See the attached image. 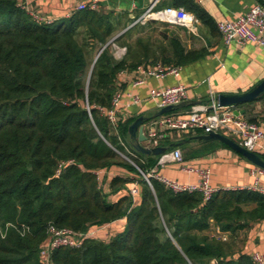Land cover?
I'll return each instance as SVG.
<instances>
[{
  "label": "trees",
  "instance_id": "trees-1",
  "mask_svg": "<svg viewBox=\"0 0 264 264\" xmlns=\"http://www.w3.org/2000/svg\"><path fill=\"white\" fill-rule=\"evenodd\" d=\"M175 6L216 27L194 0ZM128 20L83 9L37 22L21 0H0V264H45L40 250L50 226L88 231L123 218L127 224L114 235L57 248L53 263L255 264L237 238L264 218L263 194L219 190L204 200L200 192L173 193L155 179L151 186L141 169L150 171L159 156L135 149L129 127L136 117L120 119L115 133L100 112L99 106H112L121 72L157 62L184 66L207 52L187 49L172 30L162 32L166 42L147 35L132 41L136 24L127 28ZM113 43L127 48L122 58ZM261 99L264 94L248 102ZM114 168L126 175H114L106 192L98 171Z\"/></svg>",
  "mask_w": 264,
  "mask_h": 264
},
{
  "label": "crops",
  "instance_id": "crops-1",
  "mask_svg": "<svg viewBox=\"0 0 264 264\" xmlns=\"http://www.w3.org/2000/svg\"><path fill=\"white\" fill-rule=\"evenodd\" d=\"M84 1L91 2L93 0H21V3L26 9L34 10L49 18L51 22H56L69 18L76 11H79L77 5ZM95 1L98 2L97 9L105 12L111 11L117 17L119 15L128 16L127 28H129L134 26L132 25L134 20L140 17L152 4L155 3L156 8H161L176 5L180 0ZM194 1L211 14L216 24L214 29L200 21L198 31L193 32L184 26L171 25L160 20L136 24L132 28V41H135L139 35L152 36L155 40L164 39L162 32L172 30L182 39L187 49L205 48L207 52L202 58L182 66L178 76L146 77L145 82L135 84V80L142 77L140 71L142 67L153 66L161 62L149 63L148 66L140 65L133 71L121 72L117 79L120 87L117 92L121 94L118 110L122 120L144 116L146 118L144 125L146 126L153 118L159 116V111L162 108L149 96L150 90L153 88L178 83L186 85L188 97L171 111L187 116L194 105H210L213 101L219 102L218 97L221 94L245 93L264 79V48L254 42L226 45L217 26L218 21L222 19H237L260 0ZM133 96H139L141 100L135 103ZM233 107L238 110H245V113L241 114L244 118L253 117L255 118L253 121L264 128V99L254 103L243 102ZM204 134L201 129L169 132L160 146H167L168 152L174 148H179L183 159L182 161H167L163 165H159L157 167L158 173L180 182L198 183L201 178L199 171L209 169V183L219 190L247 189L256 191L250 189L256 184L264 189V172H261L264 170L263 167L254 164L240 152L220 140L203 139L202 135ZM223 134L235 140L230 134ZM169 143H175V146L171 148ZM261 143H264V139L261 140ZM146 144L145 141L144 145L147 146ZM254 152L264 158V149L258 148ZM116 174L126 175L123 170L118 168L98 171L104 191L109 192L110 180ZM134 186L138 188L137 193L133 195L136 197L139 194V185L135 182ZM256 192L260 193L259 191ZM126 224L127 221L123 218L113 223L90 228L89 231L95 232L93 236L101 237L104 234L105 237H108L121 231ZM215 232L213 230V233ZM220 236L226 239L229 235ZM237 239L240 241V249L249 254L250 257L254 252L264 254V218L251 221L249 226L239 233Z\"/></svg>",
  "mask_w": 264,
  "mask_h": 264
},
{
  "label": "built area",
  "instance_id": "built-area-1",
  "mask_svg": "<svg viewBox=\"0 0 264 264\" xmlns=\"http://www.w3.org/2000/svg\"><path fill=\"white\" fill-rule=\"evenodd\" d=\"M22 4V3H21ZM25 8V6L22 4ZM98 8V2H80L77 9ZM26 9V8H25ZM32 18L37 22L50 23L51 20L34 10L26 9ZM151 20H160L171 25H180L190 29L193 32L198 31L199 18L195 13L188 11L184 7L168 5L156 8L152 4L143 14L134 20L132 25L146 24ZM222 40L226 45L232 43L245 44L254 42L264 48V1H257L247 12L240 15L237 19H222L217 23ZM113 46L120 47L116 43ZM120 57L126 53L125 47H120ZM182 66L173 64L157 63L153 66L142 67L141 78L135 80V84L145 82L146 77L163 78L168 75L178 76ZM150 98L156 101L160 108L169 105H177L188 97L187 86L181 83L168 85L166 87L153 88L150 90ZM121 94L116 92L112 99V106L105 108L99 106L100 112L107 117L113 130L117 133V125L120 118L118 105ZM134 102H139V96H133ZM90 110V107L88 108ZM201 129L205 134L211 132H220L230 134L242 146L251 151L258 148L264 149V128L257 122L244 118L241 114L235 113V108L231 105H221L213 101L210 105H194L188 112V115L177 114L169 111L153 118L146 126L144 132L147 137L146 145L148 147L160 146L162 140L172 131H193ZM183 156L179 148H174L171 152L166 151L158 158L157 164L150 171L141 172L145 180L152 186V180L161 182L166 189L173 193H202L204 200H209L219 189L214 188L209 183L210 170H200L201 178L198 183L180 182L170 179L158 173V166L167 161H182ZM73 160L63 161L59 164L57 173H60ZM264 172V170H261ZM250 189L259 191L264 195V189L257 184ZM136 186L130 189L132 195L137 193ZM94 231H74L70 228H58L50 226L49 239L41 248L40 254L45 264H54L52 260L53 251L62 246L80 247L85 239L92 237ZM255 264H264V254L259 252L252 253L251 256Z\"/></svg>",
  "mask_w": 264,
  "mask_h": 264
},
{
  "label": "water",
  "instance_id": "water-1",
  "mask_svg": "<svg viewBox=\"0 0 264 264\" xmlns=\"http://www.w3.org/2000/svg\"><path fill=\"white\" fill-rule=\"evenodd\" d=\"M104 47L97 53L94 63L99 57ZM262 94H264V79H262L257 85H255L252 89H250L249 91L245 93L221 94L219 95L218 99L221 105L235 106L237 104L253 100L261 96ZM176 107L177 105L165 106L159 111V115L165 112H169ZM235 113L244 114L245 110L235 109ZM145 120L146 118L144 116H139L138 118L135 119V121L129 127L130 136L136 139L134 147L136 150H138L141 153H144L147 155L159 156L165 153L168 150V147L167 146L147 147L144 145V142L147 140V137L144 132ZM202 138L205 140H220L226 143L227 145H229L230 147H232L233 149H235L236 151L240 152L242 155H244L247 159L252 161L254 164L264 168V158L260 154L247 149L246 147L242 146L239 142L235 141L234 139H232L231 137L223 133L211 132V133L202 135ZM213 263H216V260H213Z\"/></svg>",
  "mask_w": 264,
  "mask_h": 264
},
{
  "label": "rangeland",
  "instance_id": "rangeland-1",
  "mask_svg": "<svg viewBox=\"0 0 264 264\" xmlns=\"http://www.w3.org/2000/svg\"><path fill=\"white\" fill-rule=\"evenodd\" d=\"M163 23H165V22H163ZM120 47L123 48V47H125V46L120 45ZM120 47L118 48V47L112 45V51H113V54H114L117 58H122V57L126 54V53H125L122 57H120V56H121V55H120V49H121ZM125 48H126V47H125ZM126 51H127V48H126ZM96 54H97V52H96ZM133 186H134V185H133ZM133 186H132V187H133ZM239 244H240V243H239Z\"/></svg>",
  "mask_w": 264,
  "mask_h": 264
}]
</instances>
